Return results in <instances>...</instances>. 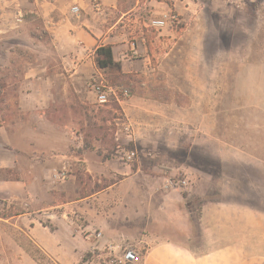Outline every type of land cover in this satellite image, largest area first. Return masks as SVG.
<instances>
[{"label": "rangeland", "instance_id": "374dc122", "mask_svg": "<svg viewBox=\"0 0 264 264\" xmlns=\"http://www.w3.org/2000/svg\"><path fill=\"white\" fill-rule=\"evenodd\" d=\"M43 1L56 2L62 8L70 4L71 9L78 7L79 0ZM33 3L35 0L13 3L0 0L1 127L6 119L3 116V66L10 56L9 48L22 43L17 37L21 22L14 15H6L12 19L11 28L12 24L3 19V9L30 15ZM138 13L147 25L141 24L145 32L158 29L151 26V21L163 13L177 17L176 22L164 27L177 32V37L168 38L167 47L162 50L167 55L162 58L160 69V59H151V66L157 67L153 73L156 85H139L140 81L149 78L148 74H139L140 78L135 81L138 85H135L130 80H119V76L109 70L105 80L128 91L121 104L129 105L137 94L141 98L143 95H147V99L154 97L155 106L162 112L151 120L161 125L160 131H143L145 121L150 120L143 111L130 115L120 108L116 110L109 118V125L104 124L105 128L98 134L103 136V141L96 153L107 161L102 172L106 177L79 178L77 183L70 184L71 197L89 194L130 175V185L122 187L113 197H104L101 202L108 223L116 226L120 222L121 226L127 227L124 237L108 238L107 242L123 239L129 244H137L141 254L149 248L144 243L145 236L158 233V237L180 238V233L174 230L186 233L189 227L194 229V235L204 236L209 241L211 237L215 240L230 235L239 237L245 225L249 236L255 237L260 232L257 222L264 225V0H140ZM24 32L27 36L40 35L38 30L30 27H25ZM158 48L157 45L154 49L158 51ZM14 57L11 56L9 61ZM160 80L161 84H158ZM120 103L111 99L106 105L116 109ZM134 106L131 101L133 110ZM7 118L8 122L15 119ZM127 120L134 128L136 123L140 124L141 134L134 142L127 141L121 131ZM90 125L95 127L92 120ZM1 134L3 139V131ZM207 143L210 146L214 143L209 158L202 153ZM123 150L137 152L129 169L120 160ZM195 169L212 173L214 178L207 180L203 176L190 180L187 174H199ZM114 172L119 175L110 177L109 173ZM173 176L187 178V186L163 189V178ZM192 184L193 192L189 189ZM256 189L261 192L258 201L252 195ZM148 192L151 197H147ZM167 193H172L169 198ZM208 203L221 211L211 212L208 218L201 220L203 206ZM245 208L250 211H244ZM3 210L0 212L3 216L14 212L12 207L4 206ZM72 219L75 238L66 240L61 263L43 253L37 257V250L31 245L35 263L106 264L89 253L96 241L88 235L95 230L84 231L85 221L79 214ZM145 222L150 225L144 228ZM140 240L143 243L138 242ZM105 242H99V245ZM198 247L204 249L207 246ZM83 257H86L84 263ZM0 264L11 262L0 261Z\"/></svg>", "mask_w": 264, "mask_h": 264}, {"label": "crops", "instance_id": "0c3cea01", "mask_svg": "<svg viewBox=\"0 0 264 264\" xmlns=\"http://www.w3.org/2000/svg\"><path fill=\"white\" fill-rule=\"evenodd\" d=\"M130 1L79 0L78 14L70 12V4L62 8L56 2L43 0H35L30 15L3 9V19L9 24L12 19L6 15H14L21 22L17 37L22 43L9 48L10 56L3 66V116L6 119L3 127L0 126V212L4 211V206L12 207L14 212L0 215L1 262L37 264L35 254H31L32 245L37 257L43 253L61 263L66 240L75 238L72 218L77 214L85 221L84 231L104 233L99 242L124 237L127 227L120 222L116 226L108 223L101 201L130 185V175L113 182L106 179L110 183L102 189L76 198L71 197L69 189L70 184L77 183L81 177H106L102 172L107 161L96 153L103 141V136L98 134L105 128L104 124L109 125V118L119 108L130 115L143 111L150 117L142 126L143 131H160L161 125L151 120L162 112L155 106L154 97L147 99V95H143L141 98L137 94L129 101L130 104L133 101L134 110L126 102L116 105L115 109L111 105L97 104L87 87L93 75L106 78L107 72L98 70L94 62L95 50L102 46H110L112 60L119 63V80H130L138 85L135 81L140 78L139 74H148L149 78L139 85L154 84L153 73L157 67L151 66V59H160V69L162 58L167 55L162 50L167 47L169 37H177V32L168 28L145 32L141 24H146L138 13L140 0ZM25 27L38 30L40 35L27 36ZM157 45L158 51L154 49ZM13 55L15 57L9 61ZM6 116L15 119L8 122ZM91 120L94 128H91ZM136 124L135 139L141 134L140 124ZM213 145L207 143L203 155L209 158ZM261 165L263 167V163ZM63 170L68 174L67 180L54 181V172ZM195 170L199 176L187 174L190 180L203 176L207 180L214 178L212 173ZM112 175L119 174L109 173L110 177ZM167 178H163L164 182ZM191 188L193 184L189 188L193 192ZM171 194L167 193L166 197ZM252 195L258 201L261 192L256 189ZM147 197H151V192ZM220 211L208 203L203 206L201 220L208 218L211 212ZM244 211L250 210L245 208ZM150 222H145L143 227H148ZM257 225L260 232L255 237L249 236L245 225L239 237L230 235L221 240L211 237V241L194 235L191 227L186 233L174 230L180 233V238L150 234L145 236L144 243L149 248L142 254L141 264H264V225L260 222ZM200 245L207 247L201 249Z\"/></svg>", "mask_w": 264, "mask_h": 264}, {"label": "built area", "instance_id": "2783aa9c", "mask_svg": "<svg viewBox=\"0 0 264 264\" xmlns=\"http://www.w3.org/2000/svg\"><path fill=\"white\" fill-rule=\"evenodd\" d=\"M72 14H78L79 8L73 6L70 9ZM177 21V17L170 13H163L158 18L151 21V26L154 28H164L168 24H172ZM88 89L95 96V101L99 105L108 104L111 99L120 103L122 97L128 96V91L120 89L119 86H110L106 80L100 75H93L87 84ZM122 134L129 142L135 141V128L131 121L127 120L122 125ZM117 136V134H116ZM137 158L136 150H123L120 154V160L124 165H131ZM53 180L60 182L67 178L65 170L54 172ZM188 179L179 178L176 176L169 177L165 180L163 188L165 190L183 189L187 186ZM89 238H93L96 241L89 253L98 260H104L106 264H141L142 254L137 244H129L123 239H119L117 242H107L99 245V241L102 238L101 232H93L88 235Z\"/></svg>", "mask_w": 264, "mask_h": 264}, {"label": "trees", "instance_id": "16d2710c", "mask_svg": "<svg viewBox=\"0 0 264 264\" xmlns=\"http://www.w3.org/2000/svg\"><path fill=\"white\" fill-rule=\"evenodd\" d=\"M94 62L95 65L97 67L98 70L101 71H113L116 73V75L120 76V65L119 63H116L112 60V55H111V47L110 46H102V47H98L95 50V54H94ZM106 82L110 85V86H119L117 83L115 82H108L106 80ZM86 261V257L82 258V263H84Z\"/></svg>", "mask_w": 264, "mask_h": 264}]
</instances>
